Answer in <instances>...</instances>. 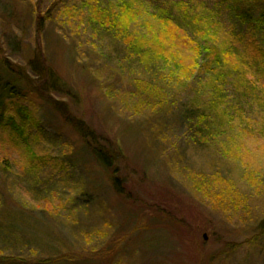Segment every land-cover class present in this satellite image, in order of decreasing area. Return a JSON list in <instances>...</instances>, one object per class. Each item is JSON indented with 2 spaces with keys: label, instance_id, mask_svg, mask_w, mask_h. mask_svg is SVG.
<instances>
[{
  "label": "rangeland",
  "instance_id": "rangeland-1",
  "mask_svg": "<svg viewBox=\"0 0 264 264\" xmlns=\"http://www.w3.org/2000/svg\"><path fill=\"white\" fill-rule=\"evenodd\" d=\"M86 1L92 0H0V61L6 58L27 70L42 43L53 69L77 99L41 94L83 116L107 145L120 150L130 194L117 196L108 173L51 101L0 62V76L9 87L16 85L19 94L6 101L7 117L24 125L33 152L0 128V264L9 259L60 262L63 256L73 258L63 264H264V237L250 242L264 221V147L248 136L238 139L233 129L216 141L197 143L196 117L185 115L193 101H203L189 85L215 77L227 95L234 94L225 104H239L257 124L261 114L255 97L263 99V84L241 75L238 64L215 72L205 69L208 60L202 57L192 66L195 58L184 52L174 78L162 74L167 80L163 107L143 106L138 90H146L162 70L159 53L149 45L154 41L135 46L110 32L114 29L80 27L79 10ZM103 1L120 5L127 0ZM135 1L141 24L157 10L177 17L175 4L182 1L201 18L213 16L240 41L256 40L264 47V26L242 23L232 0ZM49 10L51 22L37 40L36 14ZM254 87V94L248 91ZM241 96L246 101H235ZM20 106L29 119L17 114ZM228 138H237L239 148ZM242 155L246 162H259L247 167L257 176L253 181L241 168ZM214 175L209 185L216 200L192 191L202 177Z\"/></svg>",
  "mask_w": 264,
  "mask_h": 264
},
{
  "label": "trees",
  "instance_id": "trees-1",
  "mask_svg": "<svg viewBox=\"0 0 264 264\" xmlns=\"http://www.w3.org/2000/svg\"><path fill=\"white\" fill-rule=\"evenodd\" d=\"M90 3H93V5H90ZM231 4L235 15L242 23L247 24L253 21L258 25L264 26V0H232ZM136 5L137 2L135 0H127L120 5L105 3L103 0H92L80 8L79 26H98L105 32L114 29L110 32L115 31L117 34H122L135 46L139 43L155 42L149 43V45L151 46L150 48L156 49V52L159 53L160 56L156 60L159 58L162 60V70L155 72L153 77L155 80L148 81V88L144 86L146 90L141 88L138 90L140 97H137V99L141 101L143 106L163 107L165 101H163L162 90L165 88L167 80L163 78L162 74H170L174 78L173 75L176 71L181 69L179 62H181V56L184 52H187L188 55L192 53L189 55L190 59L195 58L191 63L192 66L193 63L197 64L202 57H205L208 60L205 69L210 71L221 72L224 67L233 66L235 68V64H238L239 69L243 72L241 75L246 78L251 76L264 86V47L258 41L242 42V39L240 41L237 35L225 31L220 22L213 19V16L210 18V15H205V17L201 18L197 11L182 1L175 4V10L180 11L177 17H174V13L168 10H157V12L151 14L154 17L153 19L150 16L145 21H142V24L137 21ZM52 7L55 8L54 5ZM36 15L35 22L39 34L37 40H39L40 36H42L40 33L46 28L47 23L51 22L50 10L45 14L38 11ZM83 17L86 19H83ZM44 49L42 43H39L37 48L35 47L34 54L27 63V70L16 65H10L6 58L1 59L0 62L8 73L24 82L32 91L39 93L42 99L48 102L51 101L50 103L52 104L50 106L53 107V110L61 116L64 123L78 136L85 148L92 153L108 173L109 181L117 196L121 198L129 196L130 193L125 185V179L121 174L122 155L120 150L107 145V142L99 136L97 131L83 116L77 114L73 109V111L68 109L67 105L54 103L52 99L41 94L42 92L47 96L63 95L67 99L69 98V101H71L70 99H77L71 89L53 69L52 64L45 55ZM144 50L146 49L142 51ZM142 61L145 62L144 58ZM30 68L33 75L29 72ZM214 78H210L205 83L200 80L195 85L192 83L189 85L191 89L194 90L196 88L198 90V93L197 90L194 93L199 94L197 98L203 100L193 101L189 111L185 112L186 116L196 117L193 128L199 131L197 143L209 142L210 139L216 141L223 132L227 134L230 129H233V131H238V139H241V136H248L264 147V94H262L263 99L255 97L261 114L260 122L256 124L253 121L251 122V117L244 116L239 104L232 105L230 102L225 104L234 98V94L232 93V98L227 95L224 87L214 81ZM145 80L142 79V83ZM191 81L193 79L188 83ZM42 86L44 87L42 88ZM200 89H204V91L201 92L199 91ZM248 91L254 94L256 90L254 87L253 90L248 89ZM18 95L16 85L9 87L0 76V128L8 129L15 137L22 139L30 149V145L26 142L28 137L24 125H19L14 118L7 117L6 101L15 99ZM235 101H246V96H241ZM26 110L23 106L17 109V114L20 118H30ZM237 138H228L227 140L231 146L235 145V149L239 148L236 141ZM29 153L33 155L31 149ZM241 158L243 162L241 168H244V172H248L249 178H253L252 181L255 180L254 177L257 176L247 167L256 165L259 162L255 160L246 162L243 155ZM213 177L215 175L202 177L204 180L195 182L194 187L196 189L192 191L197 192L198 194L196 195L202 198L216 200L213 196L215 190L210 188L211 186L209 185ZM234 196L242 202L237 193ZM244 197H246L245 193ZM214 204H216V201ZM238 208L239 206H237ZM257 232L250 242H259L264 237V221H261ZM60 260V262L58 259L37 260L34 263H71L73 258L63 256L60 257ZM7 264H20V262L17 259H9Z\"/></svg>",
  "mask_w": 264,
  "mask_h": 264
}]
</instances>
